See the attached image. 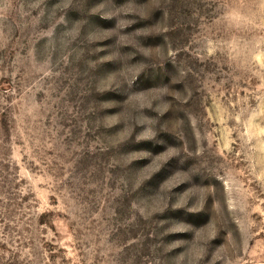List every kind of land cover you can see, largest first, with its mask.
<instances>
[{"label": "rangeland", "instance_id": "374dc122", "mask_svg": "<svg viewBox=\"0 0 264 264\" xmlns=\"http://www.w3.org/2000/svg\"><path fill=\"white\" fill-rule=\"evenodd\" d=\"M0 264H264V0H0Z\"/></svg>", "mask_w": 264, "mask_h": 264}]
</instances>
